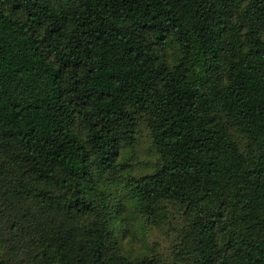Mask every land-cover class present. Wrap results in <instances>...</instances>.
<instances>
[{"label":"trees","instance_id":"obj_1","mask_svg":"<svg viewBox=\"0 0 264 264\" xmlns=\"http://www.w3.org/2000/svg\"><path fill=\"white\" fill-rule=\"evenodd\" d=\"M0 264H264V0H0Z\"/></svg>","mask_w":264,"mask_h":264},{"label":"rangeland","instance_id":"obj_2","mask_svg":"<svg viewBox=\"0 0 264 264\" xmlns=\"http://www.w3.org/2000/svg\"><path fill=\"white\" fill-rule=\"evenodd\" d=\"M121 156H124V160L128 158L130 165L134 167L135 175H140L144 172H147L155 163L156 155L154 154V151L150 145L148 130L144 124H141L139 127V131L137 133V145L135 149L128 148V150ZM154 241L160 246L161 250L164 246H166L165 239L155 231L146 237L147 243L151 244ZM134 245L139 246L140 244Z\"/></svg>","mask_w":264,"mask_h":264}]
</instances>
